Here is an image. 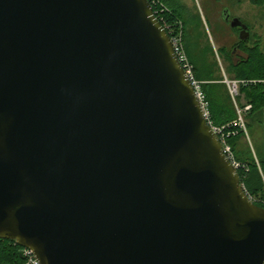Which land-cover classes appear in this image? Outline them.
Segmentation results:
<instances>
[{
	"label": "water",
	"instance_id": "95a60500",
	"mask_svg": "<svg viewBox=\"0 0 264 264\" xmlns=\"http://www.w3.org/2000/svg\"><path fill=\"white\" fill-rule=\"evenodd\" d=\"M0 240L39 264H264V208L148 0H0Z\"/></svg>",
	"mask_w": 264,
	"mask_h": 264
},
{
	"label": "trees",
	"instance_id": "16d2710c",
	"mask_svg": "<svg viewBox=\"0 0 264 264\" xmlns=\"http://www.w3.org/2000/svg\"><path fill=\"white\" fill-rule=\"evenodd\" d=\"M262 1L254 0L253 3L260 4ZM148 2L171 38L173 34L182 30L184 48L193 66L194 76L203 83L202 90L208 103L209 122L214 127H225L229 131L237 132L228 142L236 160L249 169L248 172L243 168L238 170L242 185L247 195L260 199L262 184L258 165L264 172V155L256 152L253 155L250 149L239 147L246 135L238 126H231L238 120L237 107L243 108L245 101V104L252 105L250 112L245 115L247 130L254 127L253 122L250 121L256 122V118L264 111V53L260 50V45L248 46V39L244 41L239 39L235 50L244 54L239 58L234 57V52L226 46L220 47L217 52L224 62L222 69L204 25L206 21L217 42L218 38L216 39L211 19L213 13L210 14L211 17L208 13L213 5L220 3V0H215L216 3L213 5L209 3L208 11L205 7L204 18L197 6L189 8L182 0H148ZM223 21L228 24L224 17ZM231 29L239 34L238 28ZM225 79L245 81V84H240L239 96L235 99L231 97ZM257 122L260 123L259 120ZM257 206L263 208L261 203H257ZM21 250L22 248L14 241L0 240V264H24Z\"/></svg>",
	"mask_w": 264,
	"mask_h": 264
},
{
	"label": "rangeland",
	"instance_id": "374dc122",
	"mask_svg": "<svg viewBox=\"0 0 264 264\" xmlns=\"http://www.w3.org/2000/svg\"><path fill=\"white\" fill-rule=\"evenodd\" d=\"M254 0H220L219 4H215V0H182L189 8L197 6L201 12L203 18L206 16L205 7L208 11V4H215L213 8H210L209 15L212 14V21L215 28L216 39L212 36V29L208 28L206 21L204 22L205 28L210 36L211 43L217 53L218 62L222 69H224V62L218 55V49L222 46H226L227 49L234 52V57L239 58L244 56L242 52L235 50V45L239 41V34L232 31L230 23L223 21V12L226 11L234 18H239L247 27H249L248 46L255 44L260 45V50L264 53V0L260 4L253 3ZM214 9V10H213ZM220 20V21H219ZM246 102V101H245ZM244 103V105H246ZM256 122L253 120V128L248 130L247 135L241 140L239 147L250 149L253 155H264V111L262 115L256 118ZM260 121L258 123L257 121Z\"/></svg>",
	"mask_w": 264,
	"mask_h": 264
},
{
	"label": "built area",
	"instance_id": "2783aa9c",
	"mask_svg": "<svg viewBox=\"0 0 264 264\" xmlns=\"http://www.w3.org/2000/svg\"><path fill=\"white\" fill-rule=\"evenodd\" d=\"M171 41L173 44L175 54L178 58V61L182 65V67H183V69H184V71H185V73H186V75L190 81V84H191L192 88L194 89L196 96H197V98L201 104L204 116H205L206 120L208 121V123L211 125V123L209 122L208 103L206 101L205 94L202 90V84L203 83L198 81L194 76L193 66L190 63L188 56L186 54L185 48H184L182 30L173 34ZM224 82L227 84L229 92H230L231 97L233 99H235L237 96H239L240 84H245V81H234V80H228V79H225ZM251 109H252L251 104H246L243 108L237 107L238 120H237V122H235L231 125V126H238L245 135H247V133H248V130L246 127L245 115H246V113L250 112ZM211 127L216 132V134L219 136L224 154L230 159V161L232 162L234 167L237 170L243 168V169H245V171L248 172L249 169L245 165L241 164L240 162H238L236 160L234 153H233V150H232V147L230 146V144L228 142L232 136H235L237 134V132L229 131L225 127L218 128V127H214L212 125H211ZM258 171L260 174L261 184H262L261 198L258 199L255 197H251L249 195H248V197L253 204H255L257 206V203H261V205H263V208H264V172L259 165H258ZM243 188H244V186H243ZM244 190H245V188H244ZM245 192H246V190H245ZM21 253H22V256L24 257V264H39L38 260L35 258L34 254L31 250L26 249V248H22Z\"/></svg>",
	"mask_w": 264,
	"mask_h": 264
},
{
	"label": "flooded vegetation",
	"instance_id": "af4514ba",
	"mask_svg": "<svg viewBox=\"0 0 264 264\" xmlns=\"http://www.w3.org/2000/svg\"><path fill=\"white\" fill-rule=\"evenodd\" d=\"M226 13H227L226 11L223 12V17H224V19L226 20V17H227V16H230V17H229V21H228V23H229L234 17H232L230 13H227V14H226ZM238 29H239L238 32H240L241 29H240V28H238ZM248 32H249V29H248Z\"/></svg>",
	"mask_w": 264,
	"mask_h": 264
},
{
	"label": "crops",
	"instance_id": "0c3cea01",
	"mask_svg": "<svg viewBox=\"0 0 264 264\" xmlns=\"http://www.w3.org/2000/svg\"><path fill=\"white\" fill-rule=\"evenodd\" d=\"M262 127L264 128V124L262 125Z\"/></svg>",
	"mask_w": 264,
	"mask_h": 264
}]
</instances>
